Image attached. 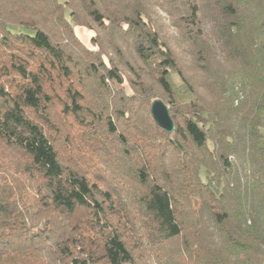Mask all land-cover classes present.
Here are the masks:
<instances>
[{
	"label": "trees",
	"instance_id": "obj_1",
	"mask_svg": "<svg viewBox=\"0 0 264 264\" xmlns=\"http://www.w3.org/2000/svg\"><path fill=\"white\" fill-rule=\"evenodd\" d=\"M0 264H264V0H0Z\"/></svg>",
	"mask_w": 264,
	"mask_h": 264
},
{
	"label": "rangeland",
	"instance_id": "obj_2",
	"mask_svg": "<svg viewBox=\"0 0 264 264\" xmlns=\"http://www.w3.org/2000/svg\"><path fill=\"white\" fill-rule=\"evenodd\" d=\"M75 33L78 36V38L88 47H91V39L93 37V35L95 34L94 30L82 26V25H76L75 26ZM144 114V123H148L149 122V116L147 113H143ZM56 122L54 121L55 125L61 130V126L64 128L63 130L68 134L70 140H73L75 142V145H79L82 136L80 135L81 133L79 131L76 130V128L74 127V125H72L71 121L68 124L64 123V119H60L59 116H56ZM50 132L54 135V137L56 138V140H60V142L66 138L64 135V139L61 138L60 134L58 133L59 130H57V128L55 129L54 127H49ZM85 137V136H83ZM88 138V137H87ZM85 137V141H83L85 146H89L91 142V140L87 139ZM60 146H61V150H63L64 152H68V149H70L67 145L66 142L68 141H64L61 142ZM88 143V144H87ZM77 150L82 151V149L77 148ZM102 154V153H101ZM105 155V154H103ZM236 163H237V168H238V173H239V177L242 180V182H244L247 177H250L253 174V168H254V164L252 162V159H250L249 156L246 155V157L244 155L240 156V157H236Z\"/></svg>",
	"mask_w": 264,
	"mask_h": 264
},
{
	"label": "water",
	"instance_id": "obj_3",
	"mask_svg": "<svg viewBox=\"0 0 264 264\" xmlns=\"http://www.w3.org/2000/svg\"><path fill=\"white\" fill-rule=\"evenodd\" d=\"M151 112L156 123L166 132L171 133L176 129L175 122L170 114V108L161 98L155 99L151 104Z\"/></svg>",
	"mask_w": 264,
	"mask_h": 264
}]
</instances>
